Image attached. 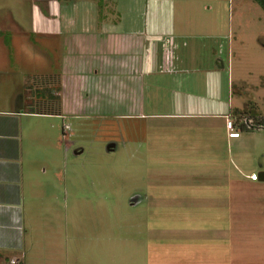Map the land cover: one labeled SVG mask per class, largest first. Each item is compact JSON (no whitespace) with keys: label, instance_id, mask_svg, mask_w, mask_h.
Listing matches in <instances>:
<instances>
[{"label":"rangeland","instance_id":"374dc122","mask_svg":"<svg viewBox=\"0 0 264 264\" xmlns=\"http://www.w3.org/2000/svg\"><path fill=\"white\" fill-rule=\"evenodd\" d=\"M56 2L0 0V113L32 91L68 114L19 116L23 199L0 215V264H264V180L214 183L213 158L168 152L175 120L153 117L217 97L164 74L176 56L225 59L233 111L264 116V0ZM247 138L246 171H264V126Z\"/></svg>","mask_w":264,"mask_h":264},{"label":"crops","instance_id":"0c3cea01","mask_svg":"<svg viewBox=\"0 0 264 264\" xmlns=\"http://www.w3.org/2000/svg\"><path fill=\"white\" fill-rule=\"evenodd\" d=\"M38 1L45 4L46 8H52V4L57 3L56 0ZM3 41L4 37L0 39V45L3 44ZM21 41L23 40L20 39V42ZM2 54L3 52L0 53V59ZM177 59L178 56H176L173 61L169 58L171 66L166 68L164 74L174 77L175 82L179 85L178 87H181V90L186 92L185 94L194 93L193 90H195V88L206 89L208 87L217 94V97L206 102L198 100L199 105L196 106L192 104L193 102L191 103L189 100L191 99L190 97L187 98L184 94H181L183 96L182 105L185 106H182L179 102L181 99L176 101L175 107L178 109L177 112L153 114L154 118H168L175 120V123L171 122L169 125L175 127L176 129L170 127L169 132H167V135L170 134L175 136L171 137L169 135V138L165 140L168 141V152L175 153L177 155L182 154V151L188 148L190 143L193 142L194 145L192 147H194L201 155L209 159L213 158L212 165H214V170L212 169L209 171L213 174L210 180L214 183L218 182L216 174L225 173L227 170V172H234V169L243 177L251 179L250 174L255 171L252 170V173H249L250 171H246V163L249 162V157L244 155L241 149L244 147L247 148L248 146L250 139L247 138V136L249 137V135L255 133V130L263 128L258 124L261 122L260 118L262 115L253 116L250 115V112L245 114L244 119H248L250 125L243 126L244 119H240L242 109L238 108L233 111V102L231 97L233 95V83L231 82L230 73L228 74L230 70L227 69L225 59L215 57L210 68L205 67L204 63H202V66L192 69L180 68L178 64H176ZM189 61H196V59L193 58V56H190ZM48 65H50V60H48L46 66ZM47 74L49 75L51 72L47 71ZM38 75H43V71L35 74V76ZM225 92H228L230 97L227 98L225 104H222V99H220L222 95L220 96V93L223 94ZM29 93L30 96L27 99H21V101L19 100L22 105L14 106L13 109L4 110L0 113V215L6 213V217L8 216L9 218L12 213H18V209L23 199V179L25 176L23 167L19 163L21 153H18L17 150L19 146V144H17L19 143V137L17 134L19 116L26 113L44 116H53L55 114L56 116L62 118L68 117V114L65 113H52L51 111L45 110L48 108V106H46L47 99L39 97L38 101H36V99L32 100V91ZM43 103L45 104L44 106L42 105ZM26 108L29 110H26ZM180 109L187 111L182 112ZM228 119L234 120L235 127L241 131L240 137L230 138L227 129ZM152 124L154 125L155 123ZM181 125L182 127H180ZM155 126L166 131L169 128L165 125V123ZM178 132H181V135L179 134L180 137L177 135ZM65 136L66 135H64V137ZM199 150H202L203 152H200ZM197 173H200V171ZM58 175L62 178L61 173ZM196 177L199 178L198 176ZM192 178H194L193 175ZM224 190L226 191V189ZM145 198H147V195H145Z\"/></svg>","mask_w":264,"mask_h":264},{"label":"built area","instance_id":"2783aa9c","mask_svg":"<svg viewBox=\"0 0 264 264\" xmlns=\"http://www.w3.org/2000/svg\"><path fill=\"white\" fill-rule=\"evenodd\" d=\"M243 124L246 126H249L250 122L248 119H244ZM63 126H64V131H66L69 128V124H67L66 122L63 123ZM227 129H228L230 138H238L241 136V131H240V129L235 127V122L233 119L227 120ZM250 178L253 180H258L260 178V176L258 173L254 172V173L250 174Z\"/></svg>","mask_w":264,"mask_h":264},{"label":"water","instance_id":"95a60500","mask_svg":"<svg viewBox=\"0 0 264 264\" xmlns=\"http://www.w3.org/2000/svg\"><path fill=\"white\" fill-rule=\"evenodd\" d=\"M259 176H260V178H261L262 180H264V171L259 172ZM142 198H143L142 194H140V193H139V194H134V195L130 198V203H131L132 205H137V204H139V203L141 202Z\"/></svg>","mask_w":264,"mask_h":264},{"label":"trees","instance_id":"16d2710c","mask_svg":"<svg viewBox=\"0 0 264 264\" xmlns=\"http://www.w3.org/2000/svg\"><path fill=\"white\" fill-rule=\"evenodd\" d=\"M260 120L261 122H259L258 124L260 125V127H263L264 126V116H262ZM243 126H246V125H243Z\"/></svg>","mask_w":264,"mask_h":264}]
</instances>
